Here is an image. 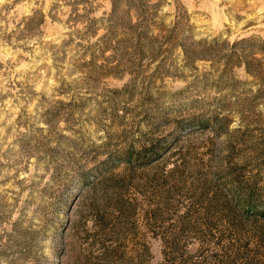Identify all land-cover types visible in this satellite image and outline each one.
I'll list each match as a JSON object with an SVG mask.
<instances>
[{
	"label": "rangeland",
	"instance_id": "374dc122",
	"mask_svg": "<svg viewBox=\"0 0 264 264\" xmlns=\"http://www.w3.org/2000/svg\"><path fill=\"white\" fill-rule=\"evenodd\" d=\"M0 264H264V0H0Z\"/></svg>",
	"mask_w": 264,
	"mask_h": 264
}]
</instances>
